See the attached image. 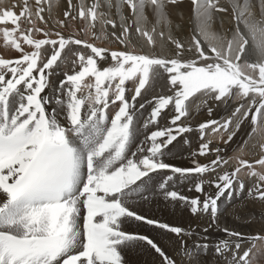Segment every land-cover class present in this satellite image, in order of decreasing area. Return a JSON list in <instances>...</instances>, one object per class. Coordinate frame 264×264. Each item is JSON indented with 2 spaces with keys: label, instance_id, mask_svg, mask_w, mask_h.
Returning a JSON list of instances; mask_svg holds the SVG:
<instances>
[{
  "label": "snow or ice",
  "instance_id": "obj_1",
  "mask_svg": "<svg viewBox=\"0 0 264 264\" xmlns=\"http://www.w3.org/2000/svg\"><path fill=\"white\" fill-rule=\"evenodd\" d=\"M66 2L65 19L57 22L61 28L67 26V20L79 19L84 22L80 31L99 39L106 35L105 26H111L112 37L135 47L130 34L135 26V34L146 38L149 46L155 47L156 35L174 49H170L171 56H156L110 51L58 31L53 39L50 31L36 24H47L42 5L47 3L51 14L52 0H33L35 11L29 0L0 8L2 43L20 53L14 59L0 54V264H123V252L138 243L150 246L163 264H177L153 239L126 232L121 226L134 220L178 237L193 235L191 230L149 219L128 206L135 202L133 197L149 198L143 193L150 191L149 182L158 172L170 173L158 183L164 199L181 202L193 215H207L208 227L216 224L222 204L244 192L245 183L238 177L243 167L249 169V177L256 178L248 196L264 201V172L256 171L248 161L240 160L239 167L221 174L217 168L228 161L219 154L207 164L193 160L194 166L189 168L163 159L169 145L193 131L182 120L193 107L206 106L209 100L236 106L224 119L196 126L202 142L193 156L221 152L211 148L212 141L206 137L222 139L227 134L223 140L227 144L245 120L250 119L252 125L249 135L264 129V0H190L195 26L187 42L171 35L169 8L183 0ZM216 13L231 16L232 28L226 36L211 31ZM150 18L155 23L149 31L142 25ZM22 22L30 27L22 28ZM161 26L168 32L158 31ZM34 33H42L44 38L37 39ZM212 40L220 46L209 43ZM23 45L32 51H25ZM252 53L258 59L249 62ZM186 55L193 58L185 59ZM109 56L110 66L99 67L98 62ZM64 64L73 70L64 72L58 87L53 86L49 77ZM154 86L169 94L139 104L140 109L146 103L151 105L142 127L158 125L166 110L173 115L167 126L156 127L137 142V99ZM49 88L54 89L51 96L44 94ZM129 90L133 92L130 100L126 98ZM111 106H117L114 114L109 113ZM211 111L208 108L209 114ZM260 150L264 153V144ZM255 164L264 168V155ZM212 173L215 179L203 178ZM189 178V191L200 195L187 197L169 190L170 184ZM205 184L215 192H205ZM222 231L237 239L210 245L209 237L204 236L205 242L191 246L181 239L180 253L188 256L189 264H198V258L212 247L214 256L226 264H250L252 248L239 254L241 241L249 240L255 247V241H264V236L245 237L227 228Z\"/></svg>",
  "mask_w": 264,
  "mask_h": 264
},
{
  "label": "bare ground",
  "instance_id": "obj_2",
  "mask_svg": "<svg viewBox=\"0 0 264 264\" xmlns=\"http://www.w3.org/2000/svg\"><path fill=\"white\" fill-rule=\"evenodd\" d=\"M20 0H0V8L12 7L13 4H18ZM32 4L33 10L35 11V4L33 0H29ZM87 2V0H86ZM74 4H78L79 0H73ZM45 9L43 15L47 20V24L36 22L37 26L40 28H44L46 31L51 32V38L55 39V32H60L61 35L68 37L74 36L75 38H79L82 40H87L90 43H94L98 47H103L109 49L110 51H132L136 54H148V55H156V56H171L172 51L170 49H174V46L162 42L159 36L154 35V39L156 40L155 47H151L147 44L146 38L138 37L135 34L134 27L131 30V36L133 42L136 43L135 47L131 45L125 46L120 44L114 37L111 36V32L113 29L111 26H105L106 35H101L99 39H96L89 35L86 32H81L80 29L84 27V22L77 19L75 21L69 19L66 21V27L61 28L57 23L60 20H64L63 12L67 9L68 5L66 0H52V9L51 14H49V5L47 3L42 5ZM19 12V7L15 9ZM105 10V9H101ZM170 19L172 21V30L171 35L176 39H180L184 42H187L192 34V30L194 28L193 21V13L192 6L190 0H183L182 3L175 7L169 8ZM75 14V13H73ZM126 14V10H125ZM117 20L119 24V20L116 16L112 17ZM155 21L150 18L148 23L142 25L145 30H151ZM178 25V27H177ZM22 28L27 29L30 27L26 22H22ZM232 28L231 16L229 13H216L215 19L212 22L211 31L216 33L217 35L226 36L229 34ZM168 32L167 29L162 26L158 28V31ZM96 31L99 34V25H97ZM117 33L119 29H116ZM35 38L42 39L44 38L42 33H34ZM209 43L215 44L219 47L218 41H209ZM207 47V44L204 45ZM25 51H32V49L23 45ZM48 47V46H45ZM74 49H78L81 51H88L83 49L82 46H72ZM0 54H2L3 58L14 59L18 58L16 55V51L12 50L10 46H5L2 43V35H0ZM107 55V54H106ZM185 59H192L191 55H186ZM249 62H254L258 59V57L252 53L248 57ZM99 67L103 68L105 66H110L112 63L110 60V56L103 60L99 61ZM73 69L70 64H64L61 68L56 69L55 73L49 77V80L53 86L58 87V82L63 79V73L69 72L71 73ZM78 70V69H76ZM126 87L131 89V82L126 83ZM53 88H49L45 90L44 94L51 96L53 94ZM159 94H169L166 89L160 86H154V90H150L148 93L142 95V97L137 99L136 103V125L139 129L137 142L142 141L144 137L155 130L156 127H165L168 125V119L173 112L171 110H166L162 113L159 118V123L156 126H149L148 128H143V122L148 118V114L151 110L150 104H145L144 109L139 108L140 103H145V101L150 100L152 96ZM133 92L131 90L126 92V98L129 100ZM235 103H229L226 107L219 102H214L209 100L206 106H202L199 109L193 107L189 116L186 119L182 120V123L185 125H190L193 128V131L183 134L178 137L173 144L169 145V147L165 150V156L163 157L166 163L172 164L176 167L181 168H189L193 167L192 161L195 160L200 164H207L211 160L215 158L217 154L222 156L225 160L228 161L226 165L222 168H217V172L223 173L224 171L231 172L235 168L239 167L238 162L240 160L248 161L253 165L256 171L264 172V168H261L259 165L255 164V161L258 160L261 155L264 153L260 150V144H264V129H257L255 133L249 135L252 131V125L249 120H245L241 126L239 131L236 132V135L233 137L232 141L225 144L223 140L227 139V134L223 135L221 139L218 135H212L206 137L212 141L210 144L211 148H220L222 149L219 153H209L206 156H193L198 150L200 143L202 142L199 139V133L196 131V126L207 120H222L228 115L231 114L232 110L235 107ZM51 107V105L49 106ZM208 108H211V114L208 112ZM61 123H63V119L61 118ZM185 140L188 143H185ZM246 142V143H245ZM242 147V150H241ZM133 150H135V145H133ZM247 167H243L240 169L238 173V177L245 183V190L239 196H236L231 200L227 205H221V214L218 216L217 222L212 227H208L211 223L210 218L204 214L193 215L189 211L188 207L181 204V202H172L170 200H165L162 192L158 188V183L163 180L165 175L170 173L168 172H158L153 174V180L149 182L150 191L145 192L143 195L148 196L147 200L138 199L136 197L132 198L133 201L129 203V207L131 210L137 212L140 215H143L149 219H153L159 221L161 223H166L171 226H178L185 230H191L193 235L189 236H181L178 237L176 234H172L167 232L166 230L156 231H145L143 226L135 225L133 222L128 221L123 224L122 230L132 233H138L141 235L148 236L153 239L155 243L164 251V253L172 257L177 261V264H189L188 256H184L180 253L181 249V239L186 241L187 246H191L194 242H205L203 240L204 236L209 237L207 243L210 245L214 244L216 241L231 239L236 240V237H227L226 233L222 231V229H230L233 232H238L243 234L245 237L252 236H264V201L253 199V197L248 196L246 189L251 187L255 182L256 178H249V174L246 175ZM205 180L215 179V173L205 174L203 177ZM192 186V178L184 182L175 183V185L170 184L169 190H176L180 192V194L187 197H195L200 194L195 191H189V188ZM156 189V190H155ZM205 192L208 194H213L215 192V188L210 186L209 184H205L204 186ZM201 200H203V196H201ZM251 220V221H249ZM204 228H208L207 233L203 232ZM241 248L239 249V254H242L248 246L252 247V242L249 240L241 241ZM264 241L257 239L255 241V247L252 249V256L250 253L249 259L250 264H261L256 263L260 259L264 261ZM234 247V245H233ZM123 264H163V258L157 254L150 246L144 243H138L133 245L131 248L123 252ZM229 259L231 258L230 254H227ZM262 256V258H260ZM254 257V259H253ZM255 257H258V261H255ZM257 260V259H256ZM198 264H226V261L223 258L216 257L213 254V248L210 247L208 249L206 256H201L198 258Z\"/></svg>",
  "mask_w": 264,
  "mask_h": 264
},
{
  "label": "rangeland",
  "instance_id": "obj_3",
  "mask_svg": "<svg viewBox=\"0 0 264 264\" xmlns=\"http://www.w3.org/2000/svg\"><path fill=\"white\" fill-rule=\"evenodd\" d=\"M18 54H19V56H20V53L19 52H17L16 51V55L18 56ZM238 166H239V162H238ZM244 170H245V168H244ZM247 170V171H246ZM246 175H248L249 174V169L248 168H246ZM249 178H252V177H249ZM156 190V189H155ZM247 190L248 189H246V192H247ZM249 221H251V220H249ZM146 231L147 230H149V229H145ZM251 246H248V248H250ZM264 247V246H263ZM252 249L254 248V247H251ZM251 256H252V250H251ZM263 256H264V254H263ZM260 258H262V256H260ZM253 259H254V257H253ZM257 259V260H256ZM259 259H258V257L256 258L255 257V261H258ZM261 262V264H264V261L262 260V259H260L258 262H256V263H260Z\"/></svg>",
  "mask_w": 264,
  "mask_h": 264
}]
</instances>
